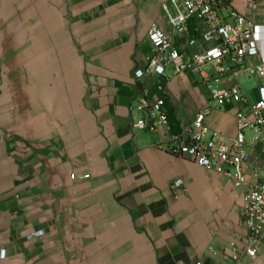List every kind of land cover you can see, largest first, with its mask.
Returning a JSON list of instances; mask_svg holds the SVG:
<instances>
[{
  "label": "crops",
  "instance_id": "crops-1",
  "mask_svg": "<svg viewBox=\"0 0 264 264\" xmlns=\"http://www.w3.org/2000/svg\"><path fill=\"white\" fill-rule=\"evenodd\" d=\"M224 1L260 28L264 52V0ZM165 7L179 11L170 0H0V264H233L243 250L244 188L169 148L205 109L212 133L235 137L248 106L220 107L214 82L169 72L167 127L137 128L144 91L162 96L161 79L135 77L150 29L178 48L197 36L174 33ZM235 84L258 101L255 77L228 73L217 87ZM244 133L260 160L264 145ZM240 264H264V244Z\"/></svg>",
  "mask_w": 264,
  "mask_h": 264
},
{
  "label": "built area",
  "instance_id": "built-area-1",
  "mask_svg": "<svg viewBox=\"0 0 264 264\" xmlns=\"http://www.w3.org/2000/svg\"><path fill=\"white\" fill-rule=\"evenodd\" d=\"M178 9L172 15L165 7L171 30L180 37H187L193 28L196 37H187L186 46L178 48L169 36L153 25L148 33L150 53L144 68L135 72L136 79L142 81L155 75L160 81L154 85L162 96H150L144 91L137 103L140 112L137 128L157 132L167 127L168 117L164 112L165 82L168 73L177 76L187 72L200 75L204 82H214L212 98L220 107L242 103L248 106V113L237 114L238 132L227 138L212 133L205 124L208 109L199 112L193 123L182 133L172 138L170 153L184 157L207 171H215L231 176L244 188L243 214L246 238L241 252L228 256L233 264L245 260L255 261L260 245L264 244V150L258 161H253L248 152L245 131L254 133L253 145H264V52L260 48V28L248 14H238L227 10L224 0H170ZM257 8L255 3L250 11ZM214 70L211 76L206 70ZM231 73L255 77L260 81L258 101L250 104L239 84L230 88H220L223 78ZM72 179H76L73 175ZM85 179L89 176L85 175ZM179 180L175 184L182 185ZM6 256L0 251V259Z\"/></svg>",
  "mask_w": 264,
  "mask_h": 264
},
{
  "label": "rangeland",
  "instance_id": "rangeland-1",
  "mask_svg": "<svg viewBox=\"0 0 264 264\" xmlns=\"http://www.w3.org/2000/svg\"><path fill=\"white\" fill-rule=\"evenodd\" d=\"M239 81H240V84H241L242 86H245V87H247V86H248V84H247L246 80H245V79H243L242 77L239 79Z\"/></svg>",
  "mask_w": 264,
  "mask_h": 264
}]
</instances>
